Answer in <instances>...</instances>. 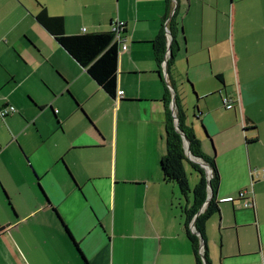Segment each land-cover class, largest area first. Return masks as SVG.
Instances as JSON below:
<instances>
[{
  "label": "crops",
  "instance_id": "crops-1",
  "mask_svg": "<svg viewBox=\"0 0 264 264\" xmlns=\"http://www.w3.org/2000/svg\"><path fill=\"white\" fill-rule=\"evenodd\" d=\"M38 2L0 0V107L17 109L0 117V264H86L63 224L88 264H198L195 156L186 195L161 170L176 96L220 174L200 244L208 264H264V0H116L88 21L48 5L68 34L126 22L117 98L38 22ZM161 35L168 59L175 41L167 74Z\"/></svg>",
  "mask_w": 264,
  "mask_h": 264
},
{
  "label": "trees",
  "instance_id": "trees-1",
  "mask_svg": "<svg viewBox=\"0 0 264 264\" xmlns=\"http://www.w3.org/2000/svg\"><path fill=\"white\" fill-rule=\"evenodd\" d=\"M40 7L36 14V19L41 23L56 39V41L82 66L86 69L90 77L111 97H118V57L120 53V43L114 42V33L110 31L89 32L83 31L79 34H68L65 31V19L61 15H51L45 4L38 2ZM174 13L171 21L176 17ZM161 35L155 43V51L158 62L162 63L167 50L166 41H162ZM175 43V41H173ZM171 46V56L167 60V69L173 64V46ZM223 81L221 75L216 76ZM170 91L168 89L165 101L171 103ZM177 118L179 120V130L176 128L174 116L170 110L166 119V142L167 152L161 161V170L166 180L176 181L183 194L190 191L188 176L184 168V163L190 161L185 148L184 138L181 131L185 133L189 142L193 156L203 158L213 171L211 186L213 199L208 203L206 209L200 213L195 220V230L205 239V223L209 217L219 211L218 202L215 194L220 184V174L216 164L215 156L207 157L200 152V140L193 132L191 127L185 125V117L180 109L179 99L176 96ZM191 162V161H190ZM193 168L200 174L199 183L193 190L194 206L187 210L188 236L192 242L198 264H208L207 255L200 253L201 238L192 229H189L194 217L199 212L202 205L207 200L208 180L204 169L197 163L191 162ZM14 211V208H13ZM72 239L78 253L88 264L87 257L80 248V244L75 240L66 224H63Z\"/></svg>",
  "mask_w": 264,
  "mask_h": 264
},
{
  "label": "rangeland",
  "instance_id": "rangeland-1",
  "mask_svg": "<svg viewBox=\"0 0 264 264\" xmlns=\"http://www.w3.org/2000/svg\"><path fill=\"white\" fill-rule=\"evenodd\" d=\"M32 2H36V0H31ZM39 2L53 6L56 11L62 12L65 11L67 15L72 16V18H79L81 21H88L91 19L95 12L98 9H103L112 11L113 4L116 0H38ZM101 1V2H100ZM74 21V20H73ZM1 117V116H0ZM67 163V160H66ZM68 164V163H67ZM193 176L198 178V173L193 171ZM199 179V178H198Z\"/></svg>",
  "mask_w": 264,
  "mask_h": 264
},
{
  "label": "built area",
  "instance_id": "built-area-1",
  "mask_svg": "<svg viewBox=\"0 0 264 264\" xmlns=\"http://www.w3.org/2000/svg\"><path fill=\"white\" fill-rule=\"evenodd\" d=\"M126 28V22L121 21V20H116L115 22L112 23L111 30L114 33V42H119L120 43V50H127L128 49V44L126 43V39L124 36ZM168 30V28L166 27ZM83 31H86V28L83 29ZM168 54V53H167ZM167 54L165 55V59L162 63L164 73L166 71L167 67V60L168 56ZM166 74V73H165ZM121 95V92H118V96ZM224 106L227 109H232L233 108V100L229 96H225L223 98ZM17 111L16 107L14 105L7 104L5 106L0 107V116L2 118L7 117L10 114H13ZM263 179H264V171L261 173ZM247 190H242L240 192V198L244 200V207L245 208H251L253 207V202L247 199ZM192 230H195V227H192ZM200 253L203 254V250L200 248Z\"/></svg>",
  "mask_w": 264,
  "mask_h": 264
},
{
  "label": "water",
  "instance_id": "water-1",
  "mask_svg": "<svg viewBox=\"0 0 264 264\" xmlns=\"http://www.w3.org/2000/svg\"><path fill=\"white\" fill-rule=\"evenodd\" d=\"M165 73H166V74L168 73V71H167V67H166V71H165ZM172 109H173V111H175V109H176V103H175V100H174V99H173V103H172ZM174 120H175L176 128L179 130V120H178V118H177L176 115H174ZM181 134H182V136H183V138H184V141H185V143H186V145H187V155H188L189 157L193 158V157H192V154H191V150H190V142H189V140H188V138H187V136L185 135L184 132L181 131ZM194 161L197 162V163H199L201 166H203V167H205L206 169L209 170L208 186H209V189H210L211 193H210V196H208V198H207V200H206V202H205V204H206V203H208V202L213 198V190H212V186H211V178H212V176H213V171H212V169L210 168V166H209L206 162H204V161H202V160H200V159H198V158H195V157H194ZM200 212H201V211H200ZM200 212L197 214V216L200 214ZM193 227H195V226H194V223H193ZM194 232H195L197 235L200 236V238H201V243L204 244V243H205V239H204L203 237H201V234H200L199 232H197L196 230H194Z\"/></svg>",
  "mask_w": 264,
  "mask_h": 264
}]
</instances>
